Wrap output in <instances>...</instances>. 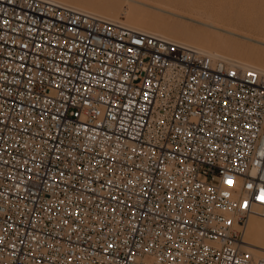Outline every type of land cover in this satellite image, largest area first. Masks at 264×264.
<instances>
[{
  "label": "built area",
  "instance_id": "2783aa9c",
  "mask_svg": "<svg viewBox=\"0 0 264 264\" xmlns=\"http://www.w3.org/2000/svg\"><path fill=\"white\" fill-rule=\"evenodd\" d=\"M264 72L55 0H0V264H264Z\"/></svg>",
  "mask_w": 264,
  "mask_h": 264
},
{
  "label": "bare ground",
  "instance_id": "6f19581e",
  "mask_svg": "<svg viewBox=\"0 0 264 264\" xmlns=\"http://www.w3.org/2000/svg\"><path fill=\"white\" fill-rule=\"evenodd\" d=\"M55 1L73 8L83 10L85 12L95 14L106 20L122 22L137 31L157 34L166 37L169 40L189 44L212 56H219L231 61H237L243 65L258 68L262 72H264V49L261 54L252 49L248 51L239 50L238 52H233V45L230 42L226 40L223 41L221 39L222 37H220V34L214 31L213 35L211 36L204 35L203 27H207L210 30H224L231 34L236 33L229 29L217 26V24H215V22L210 19H202L204 16L200 15L198 17L195 14L194 16L188 17V19H190L195 24L194 26L196 31L191 32V29L185 24H167L162 19V17L155 12L156 10H163L162 7H160L161 3H154L153 0H112L111 4L99 2L98 5H94L97 0ZM214 1L212 0V4L214 5L216 3H219L217 2L218 0L216 2ZM225 1L228 2V0ZM198 2H201V4L203 3L204 5V0H198ZM122 4H124L126 7H124V5L122 6ZM252 4L255 8H259L258 10H260V12L254 21L253 19L251 20L253 22H251V26L249 28L258 30L261 24L264 23V10H261V8H263L264 6V0H254ZM228 6L226 9H228ZM254 10L255 9H253V11ZM211 16L209 15L208 17ZM238 16L240 15L238 14ZM244 37L247 39H251L250 37ZM191 43L194 44L192 45ZM207 43H212V45H207ZM257 43L264 46V41L257 40ZM215 45H220L221 49L224 50V52H218L215 48ZM242 249L251 252L256 257L264 255V219H260L257 217H251L249 219L244 243L242 244Z\"/></svg>",
  "mask_w": 264,
  "mask_h": 264
},
{
  "label": "rangeland",
  "instance_id": "374dc122",
  "mask_svg": "<svg viewBox=\"0 0 264 264\" xmlns=\"http://www.w3.org/2000/svg\"><path fill=\"white\" fill-rule=\"evenodd\" d=\"M232 1L228 0L227 2L225 0H221V2L223 3L222 4L220 0H218L217 2L219 3L218 4L216 3L214 5L212 4V0H204V5H203V3L201 4V2H198V0H193V1H190V0H153L154 3H159V2L161 3L160 7H162L163 10H156L155 12L158 15H160L167 24H171V25L185 24L191 29V32H194L196 31L195 26H194L195 24L190 19H188V17L194 16L195 14L198 17L201 15V16H204L202 19H210L213 22H215L217 26L229 29L236 33V34H231L224 30H215V29L210 30L207 27H203L204 35L211 36L213 35V31H214L220 34V37H222L221 39L223 41L226 40L233 45V48H232L234 50V51L232 50L233 52H238L239 50L248 51L252 49L261 54V52L264 49V46L258 44L257 40L264 41V23L261 24L258 30L257 29L253 30L249 28L251 26V22H253L255 18L257 17V15L259 14L260 12V10H258L259 8L258 9L255 8L254 5L252 4L254 0H250L251 2L249 0H243V1L242 0H232ZM99 2L111 4L112 0H97V2L94 3V5H98ZM123 5L124 4H122V6ZM227 6H228V9H226ZM124 7L126 6L124 5ZM252 8L255 10L253 11ZM236 9L237 10L239 9V10L237 11ZM261 10L262 11L264 10V6L263 8H261ZM241 11H243L244 13ZM245 13H246V16H245ZM238 14L240 16H238ZM209 15L210 16L212 15V16L208 17ZM252 19L253 21H251ZM244 36L250 37L251 39H247ZM207 45H212V43H209V44L207 43ZM215 48L217 49L218 52H221V53L224 52V50L221 49L220 45H215Z\"/></svg>",
  "mask_w": 264,
  "mask_h": 264
}]
</instances>
